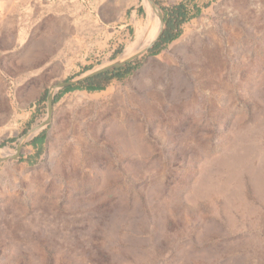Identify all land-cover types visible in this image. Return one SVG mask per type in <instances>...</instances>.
I'll return each mask as SVG.
<instances>
[{
    "label": "rangeland",
    "instance_id": "obj_1",
    "mask_svg": "<svg viewBox=\"0 0 264 264\" xmlns=\"http://www.w3.org/2000/svg\"><path fill=\"white\" fill-rule=\"evenodd\" d=\"M152 1L171 39L61 94L159 12L0 0V264H264V0Z\"/></svg>",
    "mask_w": 264,
    "mask_h": 264
},
{
    "label": "trees",
    "instance_id": "obj_2",
    "mask_svg": "<svg viewBox=\"0 0 264 264\" xmlns=\"http://www.w3.org/2000/svg\"><path fill=\"white\" fill-rule=\"evenodd\" d=\"M186 20H187V18H186L185 8L183 5H178L172 9L166 10V15H165L164 21L166 22V24L168 26V30H171V28L175 24H177V26H178L180 23L185 22ZM174 21L176 23H173ZM159 30H158V33H159ZM170 39H171V36L169 35V32H165L160 37V40L158 43L167 42ZM117 71H119V70H115L113 72L101 74L95 78H92L86 82L87 83L86 86H83V83H80V84L75 85V86L66 87L61 91V94L75 90V89H79L82 87H85V89H87L90 92L100 91L103 89V86L101 85L102 83H107V82H109V80L112 77H117L116 76ZM35 143L36 142H34V144Z\"/></svg>",
    "mask_w": 264,
    "mask_h": 264
},
{
    "label": "water",
    "instance_id": "obj_3",
    "mask_svg": "<svg viewBox=\"0 0 264 264\" xmlns=\"http://www.w3.org/2000/svg\"><path fill=\"white\" fill-rule=\"evenodd\" d=\"M149 2L152 4V8L154 9H157L160 13V18H161V24L162 26L164 25V19H163V16L161 14V11L157 8L156 4L152 1V0H149ZM161 32L159 34V36L156 38V40L150 45L149 48H151L152 46L155 45V43L159 40V38L161 37ZM148 48V49H149ZM147 49V50H148ZM136 57V56H135ZM135 57H132L128 60H125V61H121V62H113L112 64L108 65V66H105L101 69H98V70H95L85 76H82L80 78H77V79H73V80H69V81H66V82H62V83H59L58 85L54 86V88H60V89H64L66 87H71V86H75V85H78L80 83H84V82H87L88 80L92 79V78H95L101 74H105V73H109V72H113L115 70H118L120 68H122L123 66H125L127 63H129L131 60H133ZM53 94H52V91H50L47 95V110H48V119L46 120V123L49 121V117L51 115V110H52V105H53ZM14 157H17V156H14ZM1 157H0V161H1Z\"/></svg>",
    "mask_w": 264,
    "mask_h": 264
},
{
    "label": "bare ground",
    "instance_id": "obj_4",
    "mask_svg": "<svg viewBox=\"0 0 264 264\" xmlns=\"http://www.w3.org/2000/svg\"><path fill=\"white\" fill-rule=\"evenodd\" d=\"M147 2L152 7V4L149 2V0H147ZM155 10L158 11L157 9H155ZM150 11H151L150 12V21H151V23H150V27H149L148 34L145 35L144 34L145 32L142 31L141 27L140 26H137V28L135 29V40H134V43L131 46L127 47L125 49L123 55H121V57L117 61H115V62L125 61V60H128V59L132 58V57H135V56H138V55L143 54L150 47V45L156 40V38L159 36V34L161 32V29H162L161 18H160V30H159V33L157 34V36L154 38V40L152 42H150L148 45H146L144 48H142L143 45L145 44L146 40L152 34L153 29H154L153 28V22H154L155 18H154V14H153V12H152L151 9H150ZM159 15H160V13H159ZM110 64H112V63H110ZM110 64L104 65V66L100 67L99 69H101V68H103L105 66H108ZM52 91H54V90H52ZM40 127H39V129H40ZM34 131H36V130H34ZM8 156H10L9 153H7L6 155H4V157L1 156V154H0V157H1L2 160L3 159H6Z\"/></svg>",
    "mask_w": 264,
    "mask_h": 264
},
{
    "label": "crops",
    "instance_id": "obj_5",
    "mask_svg": "<svg viewBox=\"0 0 264 264\" xmlns=\"http://www.w3.org/2000/svg\"><path fill=\"white\" fill-rule=\"evenodd\" d=\"M201 11H202V9H198V10H197V12H201ZM135 12H137V11H135ZM35 145H36V144H35Z\"/></svg>",
    "mask_w": 264,
    "mask_h": 264
}]
</instances>
